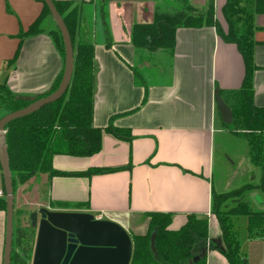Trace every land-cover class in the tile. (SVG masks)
<instances>
[{"label":"crops","instance_id":"obj_1","mask_svg":"<svg viewBox=\"0 0 264 264\" xmlns=\"http://www.w3.org/2000/svg\"><path fill=\"white\" fill-rule=\"evenodd\" d=\"M71 1L79 6L78 37L94 43L93 124L105 127L114 115L110 124L124 134L103 132L100 150L89 156L54 155L55 169L114 170L89 176L35 175L28 181H42L47 188V205L42 206L90 212L118 223L128 234L144 233L150 213L170 214L169 229L179 228L189 214L205 216L208 248L204 264H229L210 245H218L221 238L217 220L210 213L215 137L227 131L213 91L217 88L223 101L229 107L234 105L232 100L245 76L237 46L221 40L213 26L177 27L171 54L164 62L165 77L155 76L160 72L152 62L138 63V67L148 68L144 70L146 100L141 104L144 89L135 84L131 69L137 65L131 26L151 20L167 0ZM205 1L191 3L201 8ZM212 2L214 17L225 30L221 12L225 0ZM244 2L253 12L255 26L253 103L264 106V4L261 11H255L253 0ZM42 7L39 0H0V84L5 82L16 95L47 91L63 68L48 23L42 32L20 36ZM237 237L246 264H264V239L247 231ZM3 240L4 215L0 211V264Z\"/></svg>","mask_w":264,"mask_h":264},{"label":"trees","instance_id":"obj_2","mask_svg":"<svg viewBox=\"0 0 264 264\" xmlns=\"http://www.w3.org/2000/svg\"><path fill=\"white\" fill-rule=\"evenodd\" d=\"M39 1L43 6L41 13L20 36L42 32L45 30L46 18L52 20L44 2ZM52 1L70 35L73 47L72 74L67 89L59 99L6 124L5 144L13 192L15 186L41 173L47 174L48 177L89 176L114 170L110 167H89L81 171L59 170L53 168L52 158L57 154L89 156L100 150L103 132L124 134L110 124L114 115L105 127L93 124L94 43L91 39L77 37L78 4L71 0ZM244 1L225 0L221 8L226 23L225 30L214 17L212 0H206L204 5L197 9L191 0H167L162 8L154 11L151 20L133 23L130 31V40L137 53V65L131 66L134 82L144 89L141 104L146 100L148 78L144 75V70L148 68H140L138 63L142 64L146 59L151 60L150 62L156 65L155 71L160 72L155 76L165 77L164 62L171 54L177 27L213 26L221 40L235 43L243 58L245 76L235 95L237 104L230 106L232 122L224 126L227 131L235 133V125L239 124L241 131H244L249 161L258 168L259 175L256 181L242 183L228 192L214 188L211 190L210 213L217 220L222 244L214 245L210 242V245L218 248L229 264H246L245 256L239 249L232 217L245 216L247 233L252 237L264 239V229H260L264 227V211L250 204H254L250 191L264 193V106H256L253 103L252 72L256 66L253 63L252 49L255 44V26L253 12ZM253 1L255 11H261L264 0ZM47 31L63 58L64 50L59 30L54 24V27H49ZM105 45H109V39ZM61 75L62 70L51 87L34 98L52 92L57 87ZM29 102L11 93L5 82L0 84V117L26 106ZM0 185L3 192L0 196V211H5L1 174ZM147 217L148 224L144 233L129 234L132 250L128 264H182L195 256L207 243L208 222L205 216L189 214L177 229L168 228L170 214L150 213ZM34 239L35 228L30 224V220L26 226L12 228L10 264H30ZM204 263L205 255L194 264Z\"/></svg>","mask_w":264,"mask_h":264},{"label":"water","instance_id":"obj_3","mask_svg":"<svg viewBox=\"0 0 264 264\" xmlns=\"http://www.w3.org/2000/svg\"><path fill=\"white\" fill-rule=\"evenodd\" d=\"M60 32L63 43V68L57 87L49 94L35 99L34 96L17 95L30 101L26 106L0 117V174L5 192L4 240L2 264H10L14 192L5 144V126L20 117L39 110L59 99L68 87L73 67V47L68 30L52 0H42ZM216 108L224 124L232 122V112L219 95L213 91ZM259 206L264 205L261 194L253 196ZM35 228V239L30 264H128L131 257V239L118 223L101 219L90 212L61 211L39 207L29 214ZM218 245L220 243L218 242ZM151 247L153 242L151 241ZM207 243L192 258L182 264H194L205 255Z\"/></svg>","mask_w":264,"mask_h":264},{"label":"rangeland","instance_id":"obj_4","mask_svg":"<svg viewBox=\"0 0 264 264\" xmlns=\"http://www.w3.org/2000/svg\"><path fill=\"white\" fill-rule=\"evenodd\" d=\"M46 23L50 27H54L49 17ZM149 61L151 60L146 59L144 62ZM236 101L235 97L232 100V104H237ZM234 130L235 133L225 131L215 137V160L212 180L214 188L217 191L228 192L242 183L256 181L259 175L258 168L253 166L249 161L244 131H241L239 124L235 125ZM250 192L253 196L259 194L257 190ZM261 195L264 196V193ZM14 197L16 199L14 198L13 204V227L26 226L29 224V214L32 211H36L39 207H43L42 205H47V188L42 181L35 179L27 180L25 183L15 186ZM250 204L254 208L264 211V205L259 206L256 201H254V204ZM232 220L237 233L239 235L245 234L246 217L239 215L232 217ZM260 229L263 230L264 227ZM131 233L134 234L133 232ZM219 242L222 244L221 238Z\"/></svg>","mask_w":264,"mask_h":264},{"label":"built area","instance_id":"obj_5","mask_svg":"<svg viewBox=\"0 0 264 264\" xmlns=\"http://www.w3.org/2000/svg\"><path fill=\"white\" fill-rule=\"evenodd\" d=\"M3 192H2V189H1V185H0V196H2Z\"/></svg>","mask_w":264,"mask_h":264},{"label":"flooded vegetation","instance_id":"obj_6","mask_svg":"<svg viewBox=\"0 0 264 264\" xmlns=\"http://www.w3.org/2000/svg\"><path fill=\"white\" fill-rule=\"evenodd\" d=\"M30 220V219H29Z\"/></svg>","mask_w":264,"mask_h":264}]
</instances>
